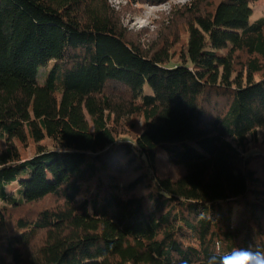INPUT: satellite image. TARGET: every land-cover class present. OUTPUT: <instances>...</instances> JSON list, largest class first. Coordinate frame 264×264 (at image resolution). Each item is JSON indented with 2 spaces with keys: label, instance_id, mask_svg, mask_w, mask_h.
<instances>
[{
  "label": "trees",
  "instance_id": "1",
  "mask_svg": "<svg viewBox=\"0 0 264 264\" xmlns=\"http://www.w3.org/2000/svg\"><path fill=\"white\" fill-rule=\"evenodd\" d=\"M250 4L192 0L183 42L145 46L110 0H0V264L264 252V17Z\"/></svg>",
  "mask_w": 264,
  "mask_h": 264
},
{
  "label": "rangeland",
  "instance_id": "2",
  "mask_svg": "<svg viewBox=\"0 0 264 264\" xmlns=\"http://www.w3.org/2000/svg\"><path fill=\"white\" fill-rule=\"evenodd\" d=\"M191 1L168 0L152 5L149 3L135 4L126 0H110V4L120 16L124 28L131 32L132 38L134 40L139 39L140 43L147 46L170 37L172 33H179L180 40L183 42L185 36L180 31H182L184 21L176 20L178 18L175 17ZM250 6L252 9L250 22H255L264 17V0H251ZM135 128L138 131L141 128L139 121ZM261 143L260 141L259 144ZM250 149L254 150V147L250 146ZM257 150L264 151L263 145L257 146ZM15 189V187H10L8 192H13ZM46 203L47 201H44L39 205H46Z\"/></svg>",
  "mask_w": 264,
  "mask_h": 264
},
{
  "label": "clouds",
  "instance_id": "3",
  "mask_svg": "<svg viewBox=\"0 0 264 264\" xmlns=\"http://www.w3.org/2000/svg\"><path fill=\"white\" fill-rule=\"evenodd\" d=\"M184 2V0H181ZM264 264V252L251 249H236L222 256L212 255L206 264Z\"/></svg>",
  "mask_w": 264,
  "mask_h": 264
}]
</instances>
